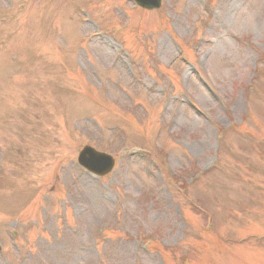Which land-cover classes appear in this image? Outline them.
Instances as JSON below:
<instances>
[{
  "label": "rangeland",
  "instance_id": "374dc122",
  "mask_svg": "<svg viewBox=\"0 0 264 264\" xmlns=\"http://www.w3.org/2000/svg\"><path fill=\"white\" fill-rule=\"evenodd\" d=\"M29 2L0 0V264H264V0Z\"/></svg>",
  "mask_w": 264,
  "mask_h": 264
},
{
  "label": "water",
  "instance_id": "95a60500",
  "mask_svg": "<svg viewBox=\"0 0 264 264\" xmlns=\"http://www.w3.org/2000/svg\"><path fill=\"white\" fill-rule=\"evenodd\" d=\"M139 4H142L144 5V2L143 0H137ZM160 2L161 0H151L149 3H148V7L147 8H158L160 6ZM100 157L102 158V156L100 155ZM106 159V158H104ZM108 160V159H107ZM109 161V160H108Z\"/></svg>",
  "mask_w": 264,
  "mask_h": 264
}]
</instances>
